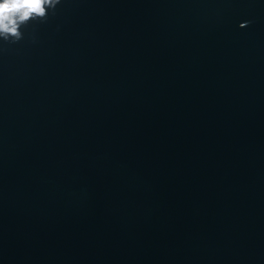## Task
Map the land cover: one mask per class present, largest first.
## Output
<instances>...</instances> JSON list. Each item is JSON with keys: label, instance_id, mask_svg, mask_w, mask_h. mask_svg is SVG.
Segmentation results:
<instances>
[{"label": "water", "instance_id": "water-1", "mask_svg": "<svg viewBox=\"0 0 264 264\" xmlns=\"http://www.w3.org/2000/svg\"><path fill=\"white\" fill-rule=\"evenodd\" d=\"M0 40V264H264V0H61Z\"/></svg>", "mask_w": 264, "mask_h": 264}, {"label": "clouds", "instance_id": "clouds-1", "mask_svg": "<svg viewBox=\"0 0 264 264\" xmlns=\"http://www.w3.org/2000/svg\"><path fill=\"white\" fill-rule=\"evenodd\" d=\"M60 3L61 0H0V40L18 42L22 27L46 20Z\"/></svg>", "mask_w": 264, "mask_h": 264}]
</instances>
